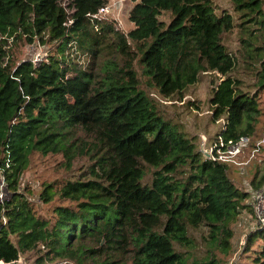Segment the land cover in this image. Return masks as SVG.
Returning a JSON list of instances; mask_svg holds the SVG:
<instances>
[{
  "label": "trees",
  "instance_id": "1",
  "mask_svg": "<svg viewBox=\"0 0 264 264\" xmlns=\"http://www.w3.org/2000/svg\"><path fill=\"white\" fill-rule=\"evenodd\" d=\"M231 1L235 16L216 14L211 0H137L124 34L96 17L108 0H0V263L40 252V263L221 264L212 249L230 251L231 224L252 209L250 193L230 178L235 166L207 158L158 113L132 62L138 57L148 87L166 100L182 99L202 73L216 75L212 118L223 119L216 142L251 137L264 90V0ZM234 29L239 58L222 43ZM17 34L58 50L14 66L5 47ZM77 54L88 59L84 66ZM105 56L95 72L93 61ZM117 56L123 67L110 60ZM240 59L254 68L253 91L232 76ZM35 153L61 155L69 170L89 162L44 184L48 216L20 186ZM250 186L263 189L264 175ZM204 228L210 249L199 257L194 233ZM235 264H264V226L245 236Z\"/></svg>",
  "mask_w": 264,
  "mask_h": 264
},
{
  "label": "rangeland",
  "instance_id": "2",
  "mask_svg": "<svg viewBox=\"0 0 264 264\" xmlns=\"http://www.w3.org/2000/svg\"><path fill=\"white\" fill-rule=\"evenodd\" d=\"M211 1L213 10L216 14H220L221 11L233 13L231 0ZM136 2L137 0H108L104 12L100 13V17L108 23L113 22L114 27L117 30L127 34L133 29V25L128 20V15ZM233 15L235 16L234 13ZM161 19L167 21L166 16H162ZM15 36H17V38H14ZM15 36H12L7 40V45L5 47L8 58L14 66L18 65L23 60H31L35 62L40 61L41 59H46L49 55H52L53 50H58L57 46L54 44L48 42L43 43L37 38H33L34 42L29 43L25 36L21 34ZM222 43L229 51L239 58L241 49L237 29H234L231 33L223 35ZM133 50L136 53V50ZM76 56L78 63L82 66L88 61L84 56H78V54ZM73 57L74 56H71V58ZM108 58L109 57L105 56V58H98L93 61V70L97 72L100 67L104 68L105 63L108 62ZM125 59L126 58L117 56L110 60L115 61L118 66L120 65V67H123L126 62ZM132 66L137 74L140 88L147 92L158 113L165 120L175 124L179 131L186 135V137L191 138L197 148L204 153L205 156H208V150L213 143L216 142L217 134L223 127V119L214 121L212 118L213 108L210 104L212 90L218 83L216 75L202 73L199 76L197 83L186 89L182 99L166 100L161 98L152 88L148 87L146 77L142 75V68L138 64V57L132 62ZM232 76L241 81L245 90L253 91V85L256 83L253 67L250 70L245 69V66L240 59L239 67L232 73ZM258 102L259 112L254 116L255 120L252 122L254 125V131L250 135L251 137H248L249 146L246 149L245 154L241 157L242 162L248 160L250 153L255 149L256 144L264 137V90L260 91ZM88 164L89 162L86 159H78L69 170L65 168L61 155L42 156L35 153L31 156L28 167L21 176L20 186L23 191H29L30 197L28 198L37 205V212L44 216H48V207L51 204L40 203L39 200V193L42 191L44 184L59 183L64 179L72 178L75 175L80 174V171ZM152 171H154V169L147 168V180L152 178ZM263 175L264 146H260L259 150L255 151L254 157L249 162L230 170V178L234 181V184L239 189L250 193V198L246 202L250 205L251 194L252 192L257 191L251 188L250 182L253 179H260ZM250 209L244 210L231 224L234 236L231 240L232 246L230 251L227 254H223L217 249H212V253L220 260L221 264H235L236 261H238L241 257L242 248L245 243V236L249 231L257 227L255 214L252 211L253 209H251V211ZM194 237L197 241L195 254L199 257H203L208 253V249H210L207 245L209 240L208 230L205 228L200 229L194 233ZM257 245L258 242L255 243L253 248L255 249ZM41 256L42 253L40 252L23 253L14 264H60L59 262L49 261H42V263H40L39 258ZM245 263H248V261L246 260ZM84 264H91V262L87 261Z\"/></svg>",
  "mask_w": 264,
  "mask_h": 264
},
{
  "label": "built area",
  "instance_id": "3",
  "mask_svg": "<svg viewBox=\"0 0 264 264\" xmlns=\"http://www.w3.org/2000/svg\"><path fill=\"white\" fill-rule=\"evenodd\" d=\"M105 8L100 9L96 17H100V13L104 12ZM36 62L37 61H35L34 63ZM248 146H249L248 137H240L236 142L235 141L224 142L221 139H219L217 142L213 143V145L208 150V156L207 155L206 156L212 161H217L220 163H225L228 165L239 167L240 165L249 162L254 157L255 151H258L260 146H264V137L261 138L259 142L256 144L255 149L252 150V153H250L248 160L246 162H242L241 157L245 154ZM5 193H6V184L3 177L0 174V201L3 200ZM263 205H264V188L261 190L254 191L251 194V207L255 214L257 227L264 226Z\"/></svg>",
  "mask_w": 264,
  "mask_h": 264
}]
</instances>
